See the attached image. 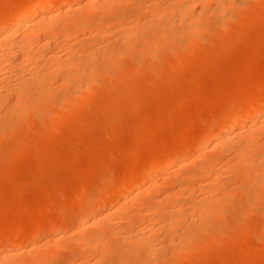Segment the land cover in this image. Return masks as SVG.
Instances as JSON below:
<instances>
[{
	"label": "rangeland",
	"instance_id": "obj_1",
	"mask_svg": "<svg viewBox=\"0 0 264 264\" xmlns=\"http://www.w3.org/2000/svg\"><path fill=\"white\" fill-rule=\"evenodd\" d=\"M21 1L0 0V4L2 6L7 4L10 7V5L18 4ZM70 1L74 6H78L82 0ZM116 1L111 0L109 2L110 5H103L102 8L94 11L81 12L83 13L82 20H85L84 22L87 21L86 23L90 22L87 24L89 27L87 30H95L97 27L100 28L101 25L103 26L101 28L109 29L105 35L100 34L95 37V31L92 30V33L89 32L87 34L88 31L85 29L86 32L82 30L84 34L80 31L76 38L73 36L70 38L71 40L68 39V42L60 37L63 40L59 42L63 41V44L65 41L67 44L64 43L63 46L68 45V49L66 48L67 46L65 48L71 53L69 44H74L72 46H75L79 43L78 46H80L83 42L86 43L87 39L91 42L88 35L94 34L92 37V42L94 43H89V48L91 47L96 54L98 50L103 54L101 56L104 59L100 55H93L97 64L94 74H92L95 82H92L94 84L91 88L92 90L90 89L91 91H87L88 93L85 94L87 98L83 96L82 100H77L79 102L78 105L75 106V103L73 108L72 106L69 107L71 111H67V108V110H59L57 105L56 107L54 106L55 104L51 106L50 104L52 103L48 102L45 107H33L32 110L31 108L30 110H25V113L20 111V113L22 112L20 117L15 113L16 111L12 110L13 114H11V117L7 114V110L9 109L8 112L10 113L11 108L8 106L13 104L14 99L15 102L18 100L15 96L16 94L10 95V98L7 95V101L4 100L8 103L11 97L15 96L10 100L11 104L9 102L8 106H3V108H8L6 111L0 107V111L2 110L0 112V229L10 228V236L14 237V239L16 238L15 242L17 243L12 244L9 249L14 250L13 252L26 250L20 253L21 255H15L10 258L11 262L9 261L7 264H26L39 255H43L41 257L45 255V258L48 259L44 264H99V262L103 264L102 261L106 258L103 256L105 253V255H108L109 261H113L114 264H137V257H133L134 255L128 253L126 251L127 248H125L129 245H125L129 239L124 244L121 243L122 246L120 245L128 253V256L125 252H122L120 247L121 252L119 253V245L117 246V244L120 243L113 236L116 234L120 237V234L115 232L119 230L123 237L128 232V234L135 232L133 229L145 232L144 229H149L146 226L149 227L153 219H155L154 223L160 220V218L156 217H160L159 215H162L163 211L166 213V211L176 208V210L180 209L181 211L184 208L183 206H185V212L182 210L181 215L184 217L181 216V222L179 221L175 227L179 226V223L180 226L183 225L181 223L186 224L181 228H179L180 226L174 227L177 230L174 232L175 229H173V233H171L174 234L179 231L180 234L178 232L175 236L179 235L180 237L178 236L174 239L175 241L171 242L164 239L169 235L163 238L162 234L160 236L157 235L158 241L156 237V239L151 238L152 240L155 239L154 241H157V243L155 244L150 240L149 243H154V245L148 243L147 247L150 246L149 249L151 246H153L152 248L156 247L157 249L159 247L160 249L167 243L170 244L166 248L164 247L165 249L161 248L163 249L161 254L157 251L155 252L154 249H150L154 251V255L147 257L149 260H147V264H264V186H260L257 183L261 176L263 178L261 172L264 166V162L262 166L258 165L264 160V138H260V136H257V139L255 138L256 141H254L255 146H259V151L250 155L247 152L248 150H245V157L239 160L236 159V161L231 159L229 153L228 155L227 153L220 154L221 157L218 156L220 157L218 158L217 151L215 152L214 149L209 148L210 146L205 145L206 143L193 147V151L190 154L188 153L185 157L186 159L184 158L185 161H182V163L187 162L189 164L186 163L180 168L172 164L164 168L165 170L163 168L159 169L154 172L152 180L135 184L129 191H123L120 197H112L109 204L116 203L119 199L121 202L128 200V208L125 212L115 216L116 218L107 219L101 227H98L99 225L94 227L87 226L82 232V236L75 233L77 218L82 211L84 212V207L88 209L101 194L116 188L120 181L128 176L127 173L139 174L149 163L163 159L170 152L175 151L177 147L187 145L188 142L189 144H198L200 136H203L201 134L205 133L207 128H214L220 118L227 112L264 99V0H222L221 3H213L211 1L207 3L208 6L206 5L208 8L206 6L203 7L202 3H196L189 12L192 13L193 11V13L187 14V19L186 17L182 18L184 22V19L186 21L189 18L190 21L191 17L195 19L196 15H200L198 17V27L194 30L192 38L181 36L178 39L181 43L178 40L174 41L175 43L173 41L164 43L163 41V47L159 43L158 48L153 46V41L156 37V32L153 31L156 29L155 27L166 23V26L167 24L170 25L166 29H170L169 31L171 32L180 31L178 29H181L179 25H176L182 23L179 15L177 16L178 11H174L175 16L173 18L169 17V14L165 15L166 9L170 8L172 10L171 7L173 5L179 8L180 0H176L177 3H175V0ZM163 6L169 7L164 8ZM214 9H219L218 13H214ZM108 15H111V17L109 16L108 18ZM165 17L169 23L166 22ZM161 18L165 22L162 21L160 23ZM113 19L114 22L112 23ZM174 20L176 23H174ZM96 22H101V24L95 25ZM133 25H136L138 29L140 28L139 33L135 32L136 30L133 31L139 35H133L134 40L132 39L131 43H126L125 39L123 41L121 38L128 33L125 32ZM143 26L147 27L144 28ZM131 28L135 29L134 26ZM142 32L143 34H141ZM136 36L141 37L138 39ZM206 39L208 41H205ZM189 41L194 45L190 44L192 46L190 47L189 45L187 47L190 50L185 52V43L187 45ZM209 41L212 42L210 43ZM55 46H52L51 49ZM102 46L104 50H102ZM62 48H57L61 51L56 49V52H65L64 50L62 51ZM110 49L111 54L109 52ZM65 53L68 54L67 51ZM104 53L109 54V59H106ZM112 57L113 59L110 60ZM9 83L11 84V86L9 84L10 87L16 86L14 84L15 81L13 83L12 79ZM0 85L1 87L2 85L5 86L2 83ZM77 88L74 84L62 91L61 95L59 93L57 96H54V94L53 96L54 98L61 97L63 94L69 96L72 92L78 93L77 90H74ZM3 89L4 87L0 88L1 91ZM1 91L0 95L3 94ZM3 96H5V93ZM54 98L53 100L56 101ZM81 102L82 104H80ZM51 117L53 122L50 121ZM2 118H4L3 121ZM13 118H16L14 119L15 121H12ZM6 119L7 121L11 120L10 124H15L10 127L7 126V124L10 125L9 122L3 124ZM16 120H19V122ZM20 121H24V123ZM262 122L264 123V121ZM208 129L207 131H209ZM258 137L259 141H257ZM67 139L68 141H65ZM261 150L263 151L262 154ZM257 154L260 156H256ZM247 157L250 158L248 159ZM214 161L217 162L213 163ZM205 165L207 167H204ZM209 165L212 166V169L207 170L208 174L206 176H201L202 174L205 175L203 171L209 168ZM238 165L242 167L239 166V168ZM255 165H258V167ZM214 166L215 168H213ZM253 166L256 168L254 169ZM176 167L179 170L175 169ZM199 171L202 172L200 173ZM182 182L184 183L181 184ZM214 184L216 187L218 186L217 190H215ZM152 187L157 192H151L153 196L150 198V195L148 197L150 193H144V190L151 191ZM175 189L180 190V194H177V196L182 197L177 198L178 200H175V197V199H172V204L169 203L168 205L173 208L168 209L166 208L168 205H166L165 209L160 210L158 214L154 206L152 210L150 209L152 207L151 203H155V205L160 203L158 199H161L162 196L164 197L165 195L163 194L166 191L165 194L167 195L169 192H174ZM201 189L202 191H200ZM211 189L215 190L216 193L212 192L213 194L211 195ZM228 190L230 191V193L228 192L229 194L227 193ZM203 191L205 194H203ZM208 192H210L211 198L205 196L206 194L209 195ZM197 193H202V195H197ZM133 195L136 196L135 200ZM203 195L206 197L207 202L210 201L209 205H206L205 202L206 206L204 205L203 211L197 209L196 213L191 206L194 203L196 204V202L202 201ZM144 196L148 198L144 199ZM141 198L144 200L142 201ZM214 198L216 199L214 200ZM197 199L199 200L194 201ZM179 201L182 207H176V204L179 205L176 202ZM88 204L89 206H87ZM136 204L141 205L138 207ZM210 205L212 208L207 210L206 207L210 208ZM160 206L162 204L158 207ZM187 210L194 213H189ZM206 211L207 213H205ZM149 212L154 213L152 215ZM138 213L144 214L145 217L143 218L146 219H136L137 216H142ZM187 213L193 216L187 215ZM198 213H201V216ZM148 215L153 217L151 218L152 220H147L149 218ZM185 216L186 218L188 217V222ZM182 220L184 221L182 222ZM133 224L134 227L137 224V228H134ZM75 225L76 227H74ZM11 226L12 228L14 227V231H12ZM185 226H188L189 232H187L188 229H184ZM107 230L111 231V233L114 232L113 230L115 232L108 235L109 232ZM183 232H187L186 234L191 232L190 234L192 235L185 237L186 240L184 237L181 238V233ZM94 233L107 236L106 240L102 241L103 245L101 243V246L109 245L111 248L109 246V248L104 247L101 249L102 251L100 249H94V251L90 249L83 250L80 247L81 241L94 235ZM171 234L170 236H172ZM116 235L115 237L117 238ZM191 237V241L188 240ZM55 238L58 239L56 240ZM161 238L168 241H163V243H166L163 246V243L160 244ZM183 238L187 243L182 240ZM176 240L181 242L180 246H182V243L183 245L186 243L184 245L185 248H182L183 250L186 249L185 252L183 250L177 253H175L177 250L171 252L172 248H174L173 246L177 245ZM180 246H175V248ZM137 248L140 247L138 246ZM136 250H140V254L146 252V249L143 250L142 248ZM93 252H95V255ZM107 252H110V254ZM139 252L134 251L133 253L139 254ZM174 253L179 255L175 257ZM101 254L104 258L100 257ZM159 255L164 258L163 260H165L164 256H166L167 260L161 262L162 258H159ZM144 256L143 254V257L139 258H144ZM106 262L109 263L108 261Z\"/></svg>",
	"mask_w": 264,
	"mask_h": 264
},
{
	"label": "bare ground",
	"instance_id": "obj_2",
	"mask_svg": "<svg viewBox=\"0 0 264 264\" xmlns=\"http://www.w3.org/2000/svg\"><path fill=\"white\" fill-rule=\"evenodd\" d=\"M111 0H82L80 1L79 5L78 6H74L73 3L70 1V0H22L21 2H19L18 4H14V5H1L0 4V84H4L6 86H3L4 89L3 91H1V93L3 92V94L5 93V96H3V94L0 95V107L3 108V106H8V103L10 102V100H12V98H14L16 96V98L18 100H16V102L13 100V104H11V102L9 104H11L10 106H8L10 108V113L8 112V108H3L5 109V111L7 110V114H9V116L11 117V114H13L12 111H16L15 113L18 114V117H20L22 114V112L20 113V111H24V113L30 108L31 110L33 109V107L37 108V107H45V104L46 103H52L50 104L51 106H53V104H55L54 106L59 108V110H67V111H71L69 109V107L72 106V108L74 107L73 105L75 104L78 105L79 102H77V100H82L84 97H85V94H87L88 92H90L92 89V86L94 84H92V82L94 81V77L92 76V74H94V70L95 68L97 67V64H96V60L94 58L95 56V52L93 51V49L90 47L89 48V43L93 44L94 42H92V37L94 34L92 35H88L91 42L89 41V39H87V42L83 44H80V46L84 45V47H80L77 45L75 46H72L74 44H69L70 46V49H71V53H69V51L67 50L68 49V45H65L67 46L65 48L64 43L68 42V39L72 38L74 36V38L77 37V35H79L80 31L84 30L85 29L87 30V28H89L87 26V24L89 23H86L82 20V14L81 13L82 11H94L96 9H100L103 7V5H107L109 4ZM118 1V0H117ZM116 1V2H117ZM123 1V0H121ZM125 1V0H124ZM138 1V0H137ZM144 1V0H143ZM174 1V0H173ZM178 1V0H177ZM177 1L175 0V3H177ZM213 2V3H221L222 0H180L181 4H179V8H176L174 7L175 5H173L172 10L166 6H163L164 8H168L166 9V12H165V15L169 14V17H174L175 14H174V11L176 10V12L178 11V14L177 16L179 15V17L181 18L180 22L183 23V25H181L182 23L180 24H176V25H179L181 27V29H178L180 31H169L170 29H166L168 26L164 24H162L161 26H157L155 27L153 30L154 32H156V37L155 36H152V37H155L154 41H153V46L156 48H158V44L160 43L161 45L163 44V41L164 43H168V42H174L176 40H178L181 36H187L189 38H192L193 36V32L194 30H196V28L198 27V24H199V14L196 15L197 17H195V19H190L189 21V18L188 20L185 21L184 19V22H183V17H186V15L188 14H192V13H189L193 6L196 5V3L198 4H201L203 5V7H205L206 5L208 6V2ZM215 1V2H214ZM255 1V0H254ZM16 2V1H15ZM84 2V3H83ZM149 2V1H148ZM154 2V1H153ZM178 2V3H180ZM262 2V1H261ZM3 3V2H1ZM113 3V2H112ZM121 3V2H120ZM126 3V2H125ZM124 3V4H125ZM131 4V2H129ZM136 3V2H134ZM147 3V2H146ZM223 3V2H222ZM76 4V3H75ZM84 4V5H83ZM160 4V3H159ZM164 4V3H163ZM197 4V5H198ZM225 4V3H224ZM7 5V6H6ZM110 5V4H109ZM114 5V4H113ZM108 6V5H107ZM106 6V7H107ZM125 6V5H124ZM141 6V5H139ZM146 6V5H145ZM172 6V5H171ZM206 6V7H207ZM3 7V8H1ZM115 7V6H114ZM149 7V6H148ZM147 7V8H148ZM158 7V6H157ZM121 8V7H120ZM154 8H156L154 6ZM208 8V7H207ZM218 8V7H217ZM113 9V8H111ZM118 9V8H116ZM178 9V10H177ZM196 9V8H195ZM220 9V8H219ZM219 9L215 10L214 13H218ZM107 10V9H106ZM126 10V9H125ZM151 10V9H150ZM158 10V9H156ZM160 10V9H159ZM213 10V11H214ZM165 11V10H164ZM217 11V12H216ZM118 12V11H116ZM121 12V11H120ZM221 12V11H220ZM105 13V11H104ZM163 13V11H162ZM174 14V15H171V14ZM91 14V13H90ZM101 14V13H100ZM117 14V13H116ZM119 14V13H118ZM124 14V13H123ZM141 14V13H140ZM196 14V13H195ZM107 15V14H106ZM138 15V14H137ZM149 15V14H148ZM147 15V16H148ZM153 15V14H152ZM164 15V13H163ZM163 15H162V18H163ZM171 15V16H170ZM187 15V16H188ZM204 15V14H203ZM84 16V15H83ZM87 16V15H86ZM109 16L111 17V15H108V18ZM195 16V15H193ZM120 17V16H119ZM158 17V16H157ZM156 17V18H157ZM92 18V17H91ZM96 18V17H95ZM99 18V17H98ZM105 18V17H103ZM114 18V17H113ZM131 18V17H130ZM155 18V17H154ZM161 18V21H164L165 20H162ZM171 18V19H172ZM198 18V19H197ZM85 19V18H84ZM119 19V18H118ZM166 19V17H165ZM187 19V17H186ZM203 19V18H202ZM101 20V19H100ZM112 20V19H110ZM178 20V18H177ZM207 20V19H206ZM93 21V20H92ZM103 21V20H102ZM125 21V20H124ZM149 21V20H148ZM158 21V20H157ZM108 22V21H107ZM114 22V19L112 21V23ZM115 22H116V19H115ZM166 22H167V19H166ZM203 22V21H202ZM86 23V24H85ZM94 23V22H93ZM92 23V24H93ZM101 24V22H96L95 25H98V24ZM105 23V22H104ZM111 23V24H112ZM119 23V22H118ZM122 23V22H121ZM159 23V24H160ZM169 23V22H167ZM172 23V22H171ZM174 23L175 20H174ZM110 24V25H111ZM116 24V23H114ZM121 25V24H120ZM137 25V24H136ZM136 25H133L135 29L131 28L133 26H131L129 28L132 29V30H127L125 33L127 34H124L123 32V37L121 39H125V42H130L131 43V40L133 39L134 40V36L133 35H137L139 32V29L136 27ZM147 25V24H146ZM156 25V24H155ZM172 25V24H171ZM211 26V25H210ZM103 26L100 25V28L97 27L95 28V30L91 29V30H87V34L89 32L92 33V30L95 31V37L96 35H100V34H104L108 32L109 29H103L101 28ZM106 27V26H105ZM144 28H146L145 26H143ZM235 27V26H234ZM94 28V26H93ZM138 30H137V29ZM97 29V30H96ZM122 29V28H121ZM153 29V28H152ZM151 29V30H152ZM112 30V29H111ZM110 30V31H111ZM136 30V31H135ZM149 30V29H148ZM146 30V31H148ZM113 31V30H112ZM111 31V32H112ZM133 31L135 32H138V33H134ZM141 31V30H140ZM86 32V31H85ZM110 32V33H111ZM121 32V31H120ZM120 32H119V35H120ZM154 32H153V35H154ZM131 33H133L131 35ZM82 34L83 31H82ZM118 34V33H117ZM143 34V32L141 33ZM140 34V35H141ZM121 35V36H122ZM139 35V34H138ZM81 36V35H80ZM118 36V35H117ZM133 36V37H132ZM65 39L64 43L62 44V42L60 43L59 41L63 40L62 38ZM98 37V36H97ZM138 39L139 37L141 36H136ZM145 37V36H144ZM151 37V38H152ZM58 38H60L59 40H57ZM117 38V37H116ZM149 38V37H148ZM79 39V38H77ZM136 39V38H135ZM142 39V38H141ZM152 39V40H153ZM188 39V38H187ZM57 40V41H56ZM71 40V39H70ZM83 40V39H82ZM126 40H129V41H126ZM190 40V39H188ZM97 41V40H96ZM95 41V42H96ZM117 41V40H116ZM121 41V42H123ZM205 41H208L207 39ZM55 42V43H54ZM118 42V41H117ZM124 42V44H126ZM178 42L181 43V41L178 40ZM210 43L212 41H209ZM54 45H53V44ZM62 44L61 46H59L60 44ZM75 43V42H74ZM120 43V42H119ZM136 43V42H135ZM175 43V42H174ZM179 43V44H180ZM195 43V42H194ZM58 44V45H57ZM67 44V43H66ZM106 44V43H105ZM104 44V45H105ZM116 44V43H115ZM129 44V43H128ZM184 44V42H183ZM192 44L190 43H185V46L186 48L184 47V50L186 52L187 47ZM57 46V48L63 46L62 48V51L64 50L65 52L67 51V53L65 52H56L57 50L55 49V47ZM194 45V44H192ZM190 45V47L192 46ZM52 46H55L53 49L55 50V53H54V50L51 49ZM78 46V48H77ZM134 46V45H132ZM174 46V45H173ZM184 46V45H183ZM103 47V46H102ZM137 47V46H136ZM140 47V46H139ZM163 47V45H162ZM189 47V48H190ZM95 48V47H94ZM110 48V47H108ZM142 48V47H141ZM96 49V48H95ZM94 49V50H95ZM106 49V48H105ZM112 49V48H111ZM111 49H110V54H111ZM114 49V48H113ZM169 49V48H168ZM53 50V51H52ZM102 50H104V47L102 48ZM109 50V49H107ZM120 50V49H119ZM190 50V49H189ZM188 50V51H189ZM58 51H61L60 49ZM85 51V52H84ZM96 51V50H95ZM99 51V50H98ZM96 51L97 54L96 55H102L103 54L101 53V51ZM177 51V50H176ZM94 52V53H92ZM105 52V51H104ZM107 52V53H109ZM181 52V51H180ZM101 53V54H99ZM176 53V52H175ZM124 54V53H123ZM122 54V55H123ZM136 54V53H135ZM134 54V55H135ZM144 54V53H143ZM47 57H45V56ZM94 55V56H93ZM106 55V59H109V54H105ZM121 55V54H119ZM101 56V57H102ZM112 56H114V54H112ZM141 56V55H140ZM158 57V56H157ZM103 58V57H102ZM138 58V57H137ZM104 59V58H103ZM113 59L110 58V60ZM171 60V59H170ZM114 61V60H113ZM142 61V60H141ZM252 61V60H251ZM112 62V61H111ZM138 62V61H137ZM100 63V62H99ZM152 63V62H151ZM115 64V63H114ZM105 66V65H104ZM166 68V67H165ZM108 72V70H107ZM103 73V72H102ZM92 76V78H91ZM96 77V76H95ZM15 81V87H10L11 84L9 83V81ZM162 81V80H161ZM95 82V81H94ZM93 82V83H94ZM98 82V80H97ZM53 83V85H51ZM78 83V84H77ZM10 84V86H9ZM76 87H78L77 89H74V90H77V92H72L71 95H65L63 94L61 97H56L54 98V96H57V94L60 93L61 95V92L64 91L66 88H68L69 86L71 85H74ZM83 84V85H81ZM78 85V86H77ZM84 86V88H82ZM1 85H0V88H2ZM79 87H81L79 89ZM82 89V90H81ZM91 89V90H90ZM69 90V89H68ZM73 90V91H74ZM80 90V91H79ZM88 91V92H87ZM70 92V91H69ZM63 93V92H62ZM16 94V95H15ZM54 94V96H53ZM69 94V93H68ZM7 95H8V98H10L9 96L11 95H15L14 97H11V99L8 101V103L6 102L7 101ZM65 95V96H64ZM52 96V97H51ZM84 96V97H83ZM83 97V98H82ZM89 97V96H88ZM5 98V99H4ZM56 99V101L53 100ZM81 98V99H80ZM87 98V97H85ZM155 98V97H154ZM199 98V97H198ZM58 99V100H57ZM6 100V101H4ZM51 100H53L52 102H50ZM143 100V99H142ZM140 101V100H139ZM56 102V103H55ZM131 102V101H130ZM7 103V104H6ZM82 104V102L80 103ZM42 105V106H41ZM48 106V105H47ZM238 106V105H237ZM67 108V109H66ZM12 110V111H11ZM26 110V111H25ZM36 110V109H35ZM2 111V110H1ZM0 111V112H1ZM132 111V110H131ZM44 112V111H43ZM48 112V111H46ZM23 113V114H24ZM82 113V112H81ZM2 114V113H1ZM56 114V113H55ZM134 114V113H133ZM138 114V113H137ZM57 115V114H56ZM111 115V114H110ZM120 115V114H119ZM5 116V115H4ZM14 116V115H13ZM17 116V115H16ZM43 116V115H42ZM72 117V116H71ZM116 117V116H115ZM131 117V116H130ZM129 117V118H130ZM47 118V117H46ZM80 118L82 119V117L80 116ZM86 118V117H84ZM91 118V117H90ZM119 118V117H118ZM121 118V117H120ZM154 118V117H153ZM7 119H11V118H7ZM4 121L3 124H7L6 122H11V120L9 121ZM16 119V118H13L12 121ZM52 117H51V120L52 121ZM101 119V118H100ZM132 119V118H131ZM147 119V118H146ZM257 119H259L258 121H256ZM4 120V118H2V121ZM15 121V120H14ZM19 122V120H16ZM65 121V120H64ZM80 122H82L81 120H79ZM85 121V120H83ZM118 121V120H117ZM141 121V120H140ZM240 121V122H239ZM264 121V99L258 101L257 103H254V104H249V105H246V106H242L240 108H236L232 111H229L227 112L222 118H220V120L218 121L217 125L212 128V129H208L209 131H205V133H200L201 135L203 136H200L201 138L199 139V142L198 144H195L194 143H190L188 142L187 145H182V146H179L177 147V149L175 151H172L170 152L167 156H165L163 159L161 160H157V161H154V162H151L148 164V166H146L144 169H142V171L139 173V174H133V172H130L129 174L127 173L128 176H126L122 181H120V183L116 186V188H114L112 191H109V192H106L104 194H101L98 198H96L94 200V203L93 205L90 207L89 204L87 206H89V208L87 209L86 207L84 212L82 211L80 216L77 218V228L75 229V233H77V235H81L82 236V232H84V229L87 227V226H98V227H101L104 225L105 221L107 219H112V217H115V216H119L120 214H122L123 212H125L128 208V203L127 201L125 202H121L120 199L115 202H113L112 204H109V201L111 200L112 197L114 196H119L120 195L122 196V192L123 191H129V189L134 186L135 184L139 183L141 184L142 182L146 181V180H152L153 179V175H154V172L159 170V169H164L166 167H169V165L171 166L172 164H175L176 166H178L179 168L184 166L186 163H182V161L184 160L185 161V157L188 155V153L190 154L193 150V147H197V145L201 146L203 144L205 145H208L210 146L209 148H212L214 149V151L217 154V157L220 156L222 154H226L228 155V153L231 155V159L236 161V159H240L242 157H245L244 156V152H248V154L250 155H253L256 154L257 151H259V146H255V142L256 139H257V136H260V138H264V123L262 122ZM17 122V123H18ZM22 122V121H20ZM53 122V121H52ZM65 122H68V121H65ZM77 122V121H76ZM92 122V121H91ZM154 122V121H153ZM261 122V123H260ZM24 123V121L22 122ZM51 123V122H50ZM136 123H138L136 121ZM15 123H11L10 125L7 124V126H11ZM48 124V123H47ZM93 124V122H92ZM42 125V124H41ZM64 125V124H63ZM1 126V125H0ZM5 126V125H4ZM109 126H112V125H109ZM79 127V126H78ZM134 127V126H133ZM12 128V127H11ZM33 128V127H32ZM44 128H45V124H44ZM135 128V127H134ZM47 129V128H46ZM53 129V128H51ZM96 129V128H95ZM110 129H112L110 127ZM1 130V128H0ZM3 130V129H2ZM6 130V128H5ZM48 130V129H47ZM73 130V129H72ZM123 130V129H122ZM51 131V130H50ZM58 131V130H57ZM105 131V130H104ZM135 131V130H133ZM203 131V130H202ZM46 132V131H45ZM36 133V132H35ZM104 133V132H103ZM47 134V133H46ZM49 134V133H48ZM87 134V133H86ZM137 134V133H136ZM147 135V134H146ZM67 136V135H66ZM78 136V135H77ZM92 136V135H90ZM95 136V135H94ZM262 136V137H261ZM41 137V136H40ZM256 138V139H255ZM35 139V138H34ZM38 139V138H37ZM77 139V138H76ZM98 139V138H97ZM104 139V138H103ZM255 139V140H254ZM107 140V139H106ZM189 140V139H188ZM65 141H68L65 140ZM259 141V137H258V140ZM47 142V141H46ZM112 142V141H111ZM150 142V141H149ZM195 142V141H194ZM64 143V142H62ZM66 143V142H65ZM69 143V142H68ZM113 143V142H112ZM186 143V141H185ZM258 143V142H257ZM58 144V143H57ZM131 144V143H130ZM150 144V143H149ZM262 144V143H260ZM75 145V144H74ZM80 145V144H79ZM100 145V144H99ZM258 145V144H257ZM103 146V145H102ZM59 147V146H58ZM74 147V146H73ZM81 147V146H80ZM115 147V146H113ZM55 148V147H53ZM61 148V147H60ZM66 148V147H65ZM201 148V147H200ZM207 148V147H206ZM264 148V147H263ZM56 150V149H55ZM103 150V149H102ZM172 150V149H171ZM174 150V149H173ZM191 150V151H190ZM246 150V151H245ZM264 150V149H263ZM213 151V152H214ZM72 152V151H71ZM215 153V154H216ZM263 153V151L261 150V154ZM49 154V153H48ZM53 154V153H52ZM75 154V153H74ZM93 154V153H92ZM91 154V155H92ZM221 154V155H220ZM56 155V154H55ZM153 155V154H152ZM113 156V155H112ZM225 156V155H224ZM256 156H260V155H256ZM218 157V158H220ZM227 157V156H226ZM251 157V156H250ZM250 157H247L248 159ZM264 157V156H263ZM43 158V157H42ZM47 158V157H46ZM106 158V157H105ZM185 158V159H184ZM217 158V159H218ZM253 158V157H252ZM73 159V158H72ZM224 159V158H223ZM227 159V158H226ZM246 159V158H245ZM244 159V160H245ZM104 160V159H103ZM39 161V160H38ZM142 161V160H141ZM231 161V160H230ZM246 161V160H245ZM244 161V162H245ZM254 163L255 160H253ZM257 161V160H256ZM88 162V161H87ZM86 162V163H87ZM212 162V161H211ZM217 161H214L213 163H215ZM221 162V161H220ZM223 162V161H222ZM264 162L261 161V164H258L260 166H262V163ZM260 163V162H259ZM33 164V163H32ZM38 164V163H37ZM85 164V163H84ZM97 164V162H96ZM189 164V163H187ZM198 164V163H197ZM205 164V163H204ZM229 164V163H228ZM253 164V163H251ZM212 165V164H211ZM215 165V164H214ZM258 165H255L258 167ZM264 165V163H263ZM35 166V165H34ZM210 166V165H209ZM213 166V165H212ZM210 166L209 168H206V172H204L203 170V173L201 176H206V174H208V169H212ZM218 166V165H217ZM241 166V165H238V167ZM255 166L254 169L256 168ZM178 167H176L175 169H177ZM202 167V166H201ZM204 167H207L206 165ZM203 167V168H204ZM242 167V166H241ZM251 167V166H250ZM36 168V167H35ZM71 168V167H70ZM91 168V167H90ZM130 168V167H129ZM215 168V166L213 167ZM232 168V167H231ZM240 168V167H239ZM248 168V167H247ZM261 168V167H259ZM73 169V168H72ZM230 169V168H229ZM252 169V168H251ZM165 170V169H164ZM163 170V171H164ZM179 170V169H177ZM236 170V169H234ZM239 170V169H237ZM249 170V169H248ZM176 171V170H175ZM201 171V172H202ZM211 171V170H210ZM209 171V172H210ZM261 171V170H260ZM63 172V171H62ZM90 172V171H89ZM126 172V171H125ZM180 172V171H179ZM193 172V171H192ZM200 172V171H199ZM200 172V173H201ZM228 172V171H227ZM178 173V172H177ZM230 173V172H229ZM247 173V172H246ZM259 173V172H258ZM65 174V173H64ZM189 174V173H188ZM185 175V174H184ZM194 175V174H193ZM211 175V174H210ZM236 175V174H235ZM249 175V174H248ZM261 175H263V178L262 176L260 177L261 179H259V181H257V183L260 185V186H264V166L262 167V172H261ZM58 176V175H57ZM70 176V175H69ZM85 176V175H84ZM82 176V177H84ZM191 176V175H190ZM251 176V175H250ZM187 177V176H186ZM238 177V176H237ZM256 177H259V176H256ZM255 177V178H256ZM77 178V177H76ZM75 178V179H76ZM198 178V177H197ZM211 178V177H210ZM217 178V177H216ZM46 179V178H45ZM185 179V178H184ZM204 179V178H203ZM209 179V178H208ZM163 180V179H162ZM192 180V179H191ZM83 181V180H82ZM155 181V180H154ZM166 181V180H164ZM186 181V180H185ZM203 181V180H202ZM215 181V180H214ZM229 181V179H228ZM227 181V182H228ZM210 182V181H209ZM75 183V182H74ZM172 183V182H171ZM184 182H182L181 184H183ZM188 183V182H187ZM219 183V182H218ZM217 183V184H218ZM256 183V182H255ZM77 184H80V183H77ZM114 184V183H112ZM209 184V183H207ZM221 184V183H220ZM157 185V184H156ZM166 185V184H165ZM164 185V186H165ZM179 185V184H178ZM210 185V184H209ZM184 186V185H183ZM222 186V185H221ZM114 187V186H113ZM182 187V186H181ZM202 187V186H201ZM225 187V186H224ZM145 188V187H144ZM154 187H152L150 190L151 191H148V190H144V193H150L148 194V197L149 195L151 196L150 198H152L153 195H151V192L155 193L156 189L153 190ZM163 188V187H162ZM161 188V189H162ZM206 188V186H205ZM214 188H216L215 190H217L218 186L216 187L215 184H214ZM207 189V188H206ZM210 189V188H209ZM213 189V188H212ZM211 189V190H212ZM239 189V188H238ZM260 189V188H259ZM171 190V189H170ZM183 190V189H182ZM186 190V189H184ZM192 190V189H191ZM215 190L211 191V195L213 194L212 192H215ZM224 190V189H223ZM254 190V189H253ZM264 190V189H263ZM131 191V190H130ZM146 191V192H145ZM162 191V190H161ZM172 191V190H171ZM180 190L178 189H175L174 192H169L167 195L164 193L163 195H165L163 198L161 197V199L159 198V204L155 205V203H151L152 204V207L150 208L151 210L153 209V206L156 208L155 211L157 212V214L160 212V210L162 211V209L164 210L166 205H168L169 203L172 204V199H175V200H178L177 198H181L182 196L178 197L177 194H180L179 193ZM202 191V189L200 190ZM205 191H209V190H205ZM82 192V191H81ZM157 192V191H156ZM178 192V193H177ZM186 192V191H185ZM204 192V191H203ZM230 193V191L228 190L227 193ZM233 192V191H232ZM125 193V192H124ZM131 193V192H129ZM143 193V194H144ZM209 195H205L207 196V198H211L210 197V192H208ZM216 193V192H215ZM228 193V194H229ZM7 194V193H6ZM191 194V193H189ZM202 195V193H197V195ZM205 194V192L203 193ZM39 195V194H38ZM155 196V195H154ZM218 196V195H216ZM6 197V196H5ZM63 197V196H62ZM141 197V196H140ZM145 197V196H144ZM142 197V198H144ZM147 196L144 198V199H147L148 198ZM175 197V198H174ZM202 197V196H200ZM255 197V196H254ZM122 198V197H121ZM132 198V197H131ZM133 198L134 200L136 199V196L133 195ZM141 198V199H142ZM149 198V199H150ZM199 198V197H198ZM219 198V196H218ZM259 198V197H258ZM114 199V198H113ZM140 199V198H139ZM142 199V201L144 200ZM201 199V198H199ZM199 199L197 200H194V201H198ZM216 198H214L215 200ZM222 199V198H221ZM131 200V199H130ZM184 200V199H182ZM192 200V199H190ZM209 200V199H207ZM223 200V199H222ZM137 201H140V200H137ZM150 201V200H149ZM212 201V200H211ZM218 201V200H217ZM216 201V202H217ZM221 201V200H220ZM147 202V201H146ZM157 202V200H156ZM183 202V201H182ZM200 202V203H199ZM199 202H196V204L194 203L193 206H191L192 210L195 209L194 212L197 213V209L200 210V211H203V207L205 205V202H206V205H209V202L210 201H206V197H204L203 195V200L202 201H199ZM213 202V201H212ZM89 203V202H88ZM139 203V202H138ZM140 203H143V202H140ZM176 203H179V205L181 204L180 201L179 202H176ZM192 203V202H190ZM204 203V204H203ZM214 203V202H213ZM147 204V203H146ZM150 204V205H151ZM160 207H158L159 205H161ZM137 205V204H136ZM139 205L141 204H138L137 206L140 207ZM175 205V204H174ZM173 205V206H174ZM177 205V206H176ZM175 206L176 207H182L181 205L179 206L178 204H176ZM205 205V206H206ZM187 206V205H186ZM184 208L180 209L179 210H176V209H172V210H168L166 211V213L163 211L162 212V215H159L160 217H156V218H160V220L157 222V223H154L155 219H153V222L151 221L150 223V226H146L147 228L149 229H144L145 232L142 231H137L135 229H133L135 232L133 233H130V234H125L126 238L123 237V234L122 233H119V230L118 232L115 230H113L115 233L117 234H120L118 237V235L114 234V238L117 242H119L120 244H117V242L115 241V243L117 244L118 248L120 247L122 252H125L123 249H122V244L125 243V241L127 242L128 240V243H125V245H127L125 248L126 251L128 253H132L134 256L133 257H137L136 261L139 262V260H141L139 263L137 262V264H147V257L149 255H152L153 252L157 251L161 254V252L163 253V249L161 248H166V246H169L168 244L170 243H163L164 242H168L164 239H167V240H170L169 242L171 241H175L174 239H176L177 237L175 236V234H178L179 231H177V233H174V234H171L173 233L172 230L179 227L180 226V223H179V226H176V224H178V222L180 221L181 222V212L182 210L184 211L185 209V206H183ZM188 207V206H187ZM166 208H173L172 206H169L166 207ZM175 208V207H174ZM207 210L208 209H211L212 206L210 205V208L209 207H206ZM204 208V209H206ZM82 209V208H81ZM136 209V208H135ZM139 209V208H138ZM189 209V208H188ZM76 210V209H75ZM158 210V211H157ZM154 211V210H153ZM154 211V212H155ZM188 211V210H187ZM213 211V210H212ZM135 212V211H134ZM153 212V213H154ZM155 212V213H156ZM185 212V211H184ZM189 213H194L193 211L191 212L190 210L188 211ZM199 212V211H198ZM150 213V212H149ZM152 213V212H151ZM150 213V214H151ZM152 213V215H153ZM165 213V214H164ZM187 213V215L189 214ZM207 213V211L205 212ZM139 215H142L141 217L140 216H137V218L140 219H146V218H143L145 217L144 214L142 213H138ZM137 214V215H138ZM203 214V213H202ZM125 215V214H124ZM135 215V214H133ZM147 215V213H146ZM190 216H193L191 214H189ZM196 215V214H194ZM198 215L201 216V213H198ZM189 216V217H190ZM122 217V216H121ZM149 218H147V220L153 218L152 216H149ZM184 217V216H182ZM196 217V216H195ZM199 218V216H197ZM116 218V217H115ZM186 218V216H185ZM207 218V217H205ZM184 219V218H183ZM193 219V218H192ZM148 220V221H149ZM152 220V219H151ZM185 220V219H184ZM182 220V222L184 221ZM188 220V217L186 218V221ZM137 221V220H136ZM142 221V220H141ZM147 221V223H148ZM129 222V221H128ZM133 222V221H132ZM135 222V221H134ZM146 222V221H145ZM188 222V221H187ZM138 223V222H137ZM153 223V224H152ZM152 224V226H151ZM185 225L184 223H181V225ZM192 224V223H191ZM70 225V224H69ZM76 225L74 227H76ZM132 225V224H131ZM137 225V224H136ZM135 225L134 227V224H133V227L134 228H137V226ZM140 225V224H139ZM143 225V224H142ZM149 225V224H147ZM182 225V226H183ZM192 225H195V224H192ZM112 226V225H111ZM182 226H180L179 228H181ZM188 226L190 227V225L188 224ZM187 226V227H188ZM117 227V226H116ZM131 227V228H133ZM139 227V226H138ZM141 227V226H140ZM175 227V228H174ZM186 226L184 229H188ZM197 227V226H196ZM12 228V226H11ZM110 228V227H108ZM129 228V227H128ZM192 228V227H190ZM102 229V228H101ZM125 229V228H124ZM10 228H5V229H0V264H7V262L10 261V258H13L15 255H19L20 253H23V251H26L25 249L22 250L21 252H13L11 249H9V247L12 245V244H16L17 242L16 241V238L14 239V237L12 238V236H10ZM60 230V229H59ZM62 230V229H61ZM106 230V229H104ZM129 230V229H128ZM147 230V231H146ZM177 229H175L174 232H176ZM196 230V229H195ZM194 230V231H195ZM12 231H14V227L12 228ZM98 231V230H97ZM108 231V230H107ZM121 231V229H120ZM149 231V232H148ZM57 232V231H56ZM108 233H105V234H108L110 235L111 231H108ZM112 232V233H114ZM124 232V231H123ZM131 232V230H130ZM148 232V233H147ZM187 232H189V229L187 230ZM187 232H183L181 233L182 237H189L191 236L192 234H186ZM97 233V232H96ZM94 233V235L92 236H89L87 237V239H84L83 241H81V248L84 250H93L96 249H103L104 247H108V246H101V243L102 241L106 240V237L105 235H102V234H96ZM111 233V234H112ZM188 235V236H186ZM162 234V238L165 237L166 235H169L167 237H171V239L165 237L163 240L161 238L162 241H160V244H162V246L164 244L163 247H161L159 249V247L156 249L155 248H152L153 246H151L150 249H154V251L150 250L149 247H147L148 243L150 242V240H152L153 238H155L157 241H158V236H160ZM170 234L172 236H170ZM180 234V232H179ZM22 235V234H21ZM19 235V236H21ZM55 235V234H54ZM115 235L117 236V238L115 237ZM130 235V236H129ZM158 235V236H157ZM185 235V236H183ZM14 236V235H13ZM122 236V237H121ZM175 236V237H174ZM65 237V236H64ZM173 237V238H172ZM180 237V236H179ZM152 238V239H151ZM182 239V240H185V239ZM56 240L58 238H55ZM75 239V238H74ZM154 239V240H155ZM160 239V238H159ZM192 237L189 238L188 240L191 241ZM27 240V239H26ZM36 240V239H35ZM113 240V239H112ZM152 240L155 244L157 243V241H154ZM187 240V239H186ZM185 240V241H186ZM177 241V245H174L171 250V252L173 250H177L175 253L177 252H180L182 251L183 249L182 248H185V244L187 243H182V246H180L181 242L179 240H176ZM193 242V241H192ZM35 243V242H34ZM154 243L152 245H154ZM176 243V242H174ZM173 243V244H174ZM26 244V243H25ZM29 244V243H28ZM105 244V243H104ZM150 244V243H149ZM150 244V245H151ZM180 244V245H179ZM22 245V244H21ZM38 245V244H37ZM103 245V243H102ZM121 245V246H120ZM158 245V244H157ZM27 246V245H26ZM24 246V247H26ZM140 247L142 248L143 250L146 249V252L143 253L145 256L144 258H139V257H143V254H140L141 252H139L138 250L136 249H140V248H137V247ZM147 248H146V247ZM175 246H180V247H176ZM184 246V247H183ZM23 247V248H24ZM42 247V246H41ZM110 247V246H109ZM108 247V248H109ZM124 247V246H123ZM145 247V248H144ZM247 247V246H246ZM29 248V247H28ZM27 248V249H28ZM36 248V247H35ZM38 248V247H37ZM111 248V247H110ZM120 248L118 249L119 250V253L121 252ZM164 248V249H165ZM168 248V247H167ZM179 248V249H178ZM17 249V248H16ZM33 249V248H32ZM115 249V248H114ZM117 249V248H116ZM156 249V250H155ZM169 249V248H168ZM20 250V249H19ZM142 250V252H144ZM18 251V250H17ZM51 251V250H50ZM102 251V250H101ZM99 251V252H101ZM139 252V254H134L133 252ZM184 252L186 251V249L183 250ZM28 252V250H27ZM26 252V253H27ZM44 252V251H43ZM49 252V251H47ZM96 252V251H95ZM95 252L94 255H95ZM166 252V251H165ZM164 252V253H165ZM35 253V252H34ZM45 253V252H44ZM84 253V252H83ZM97 253V252H96ZM110 254V252H107ZM126 253V252H125ZM128 253L127 256H128ZM174 253V254H175ZM183 253V252H182ZM30 254V253H29ZM32 254V253H31ZM103 254V253H102ZM102 254L100 257H102ZM106 254V253H105ZM103 254V256H105L106 260L103 259L102 263L105 264L106 261H108L109 263L111 264H114L113 261H109V258H107L108 255H105ZM111 254H114V253H111ZM173 254V253H172ZM21 255V254H20ZM50 255V254H49ZM48 255V256H49ZM91 255V254H90ZM130 255V254H129ZM154 255V254H153ZM176 255H179V254H175L174 256L176 257ZM34 256V255H32ZM40 256V257H39ZM38 257H34L32 259H34L33 261L31 260L30 262L26 263V264H44L46 261H48V259L45 258V255L44 257H41L43 255H39ZM47 257V255H46ZM50 257V256H49ZM92 257V256H91ZM99 257V258H100ZM119 257V256H118ZM162 258L161 255H159V258ZM165 257V260H163L164 258L161 259V262L163 261H166V256ZM177 257H180V256H177ZM115 258V257H114ZM24 259V258H23ZM30 259V257H29ZM119 259V258H118ZM125 259V258H124ZM14 260V259H13ZM91 261H93L91 258H90ZM126 260V259H125ZM124 260V261H125ZM100 261V260H99ZM105 261V262H104ZM149 261V260H148ZM11 262V261H10ZM19 262H22V261H19ZM90 262V261H88ZM94 262V261H93ZM18 263V262H17ZM84 263H87V262H84ZM106 262V264H109ZM124 263V262H123ZM168 263V262H167ZM14 264V263H12ZM23 264V263H21ZM67 264V263H66ZM83 264V263H82ZM96 264V263H95ZM100 264V262H99Z\"/></svg>",
	"mask_w": 264,
	"mask_h": 264
}]
</instances>
